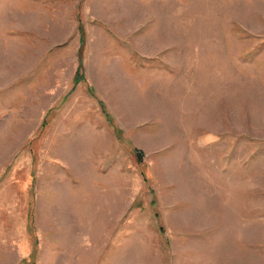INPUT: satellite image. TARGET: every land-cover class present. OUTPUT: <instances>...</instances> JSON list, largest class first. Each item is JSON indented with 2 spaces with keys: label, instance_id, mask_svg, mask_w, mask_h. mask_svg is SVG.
Segmentation results:
<instances>
[{
  "label": "rangeland",
  "instance_id": "1",
  "mask_svg": "<svg viewBox=\"0 0 264 264\" xmlns=\"http://www.w3.org/2000/svg\"><path fill=\"white\" fill-rule=\"evenodd\" d=\"M0 264H264V0H0Z\"/></svg>",
  "mask_w": 264,
  "mask_h": 264
},
{
  "label": "bare ground",
  "instance_id": "2",
  "mask_svg": "<svg viewBox=\"0 0 264 264\" xmlns=\"http://www.w3.org/2000/svg\"><path fill=\"white\" fill-rule=\"evenodd\" d=\"M9 74V73H8Z\"/></svg>",
  "mask_w": 264,
  "mask_h": 264
}]
</instances>
